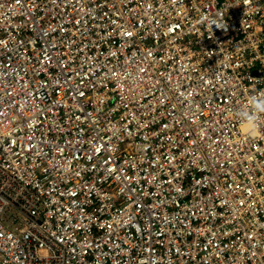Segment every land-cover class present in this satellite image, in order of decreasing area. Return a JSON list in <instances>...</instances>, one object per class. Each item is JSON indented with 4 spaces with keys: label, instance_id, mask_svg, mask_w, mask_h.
I'll use <instances>...</instances> for the list:
<instances>
[{
    "label": "built area",
    "instance_id": "1",
    "mask_svg": "<svg viewBox=\"0 0 264 264\" xmlns=\"http://www.w3.org/2000/svg\"><path fill=\"white\" fill-rule=\"evenodd\" d=\"M259 90L264 0H0V264H264Z\"/></svg>",
    "mask_w": 264,
    "mask_h": 264
},
{
    "label": "clouds",
    "instance_id": "2",
    "mask_svg": "<svg viewBox=\"0 0 264 264\" xmlns=\"http://www.w3.org/2000/svg\"><path fill=\"white\" fill-rule=\"evenodd\" d=\"M214 24L221 29H226L225 21L218 20ZM232 115L242 127L244 134L249 139H255L258 133L264 132V90H259L250 95L246 102L238 104Z\"/></svg>",
    "mask_w": 264,
    "mask_h": 264
}]
</instances>
